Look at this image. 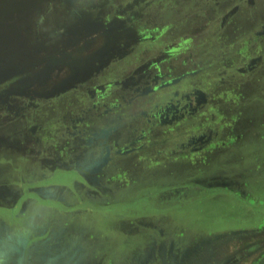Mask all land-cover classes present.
I'll return each mask as SVG.
<instances>
[{"label":"rangeland","instance_id":"374dc122","mask_svg":"<svg viewBox=\"0 0 264 264\" xmlns=\"http://www.w3.org/2000/svg\"><path fill=\"white\" fill-rule=\"evenodd\" d=\"M262 166L264 0H0V264H264Z\"/></svg>","mask_w":264,"mask_h":264},{"label":"crops","instance_id":"0c3cea01","mask_svg":"<svg viewBox=\"0 0 264 264\" xmlns=\"http://www.w3.org/2000/svg\"><path fill=\"white\" fill-rule=\"evenodd\" d=\"M262 167H264V166H262ZM37 178H31V180H36ZM197 185H202V183L201 182H199V183H197ZM190 190V189H189ZM185 195V194H184ZM184 195H182V196H179V200H181L182 198H184ZM211 196V200H220V198L221 197H224V195L225 194H223V193H220V192H213V193H211L210 194ZM188 200H191V199H188ZM202 201H205V199H204V197H201L200 195H198V199L196 200V202L198 203V204H200ZM165 205L164 204H162V206L161 207H164ZM168 206V205H167ZM157 210H161V209H156V211L154 210L152 213H155V214H158L157 213ZM161 212H163V211H161ZM151 213V214H152Z\"/></svg>","mask_w":264,"mask_h":264}]
</instances>
